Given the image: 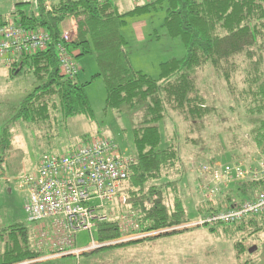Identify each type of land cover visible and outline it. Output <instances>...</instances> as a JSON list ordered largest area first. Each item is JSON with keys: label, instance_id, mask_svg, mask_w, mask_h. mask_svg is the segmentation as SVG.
I'll return each mask as SVG.
<instances>
[{"label": "trees", "instance_id": "obj_1", "mask_svg": "<svg viewBox=\"0 0 264 264\" xmlns=\"http://www.w3.org/2000/svg\"><path fill=\"white\" fill-rule=\"evenodd\" d=\"M121 1L58 0L52 5L46 0H36L35 5L23 1L10 15L12 23L26 30H43L51 42L45 51L19 58L6 71L12 80L32 77L33 86L21 100L0 104L1 169L14 150L22 125L32 129L37 138L51 141L58 138L69 120L85 117L94 123L87 87L97 79H102L105 86L106 110L144 113L142 121L133 128V148L123 149L117 144L121 150H128L127 155L134 160L123 187L129 206L121 210L122 214L132 216L135 233L127 236L134 238L119 242L124 232L121 217L113 215L114 219L99 224L94 231L97 234L94 241L100 247L81 257L116 247L143 246L162 238L173 240L177 235L199 230L193 227L187 232H173L174 228H183L219 212L236 198L252 199L264 190L263 182L241 183L215 204L201 200L198 205V201H193L195 220L187 213L186 198L181 191L187 168L191 167L192 173L195 160L213 166L222 163V155L229 154L228 163H232L247 160L264 149V0H153L141 6L131 5L127 10ZM163 7L166 9L163 28L171 39L182 41L186 54L182 59L160 64L159 78L154 79L133 67L122 28L128 19L149 15ZM67 19L76 22V37L67 44L76 60L95 58L98 72L90 83H81L79 76L69 80L61 74L56 47L63 43L61 27ZM5 24L6 19L0 17V27ZM208 68L216 83L226 87L227 93L238 101L242 119L248 125L243 128L239 123L236 129L224 126L233 138L228 141L227 137V143L220 140L218 145L214 139L218 140L219 134H208L207 121L221 114L208 105L195 77ZM202 83L205 85L204 79ZM230 110L235 112L234 108ZM163 123L166 138L160 128ZM93 139L82 137L78 147L69 145L61 152L44 154L43 158H59L89 145ZM249 145L253 152L249 151ZM200 180L197 176L193 178L197 187ZM117 212L116 216L121 214ZM34 225L27 221L0 228V264H61L66 258L76 259L70 250L67 255L48 259L57 249L52 251L46 240L35 238ZM205 228L211 233L221 229L223 234L219 237L223 240L240 235L234 250L241 258L247 254L245 235L264 232V215L236 225Z\"/></svg>", "mask_w": 264, "mask_h": 264}, {"label": "rangeland", "instance_id": "obj_2", "mask_svg": "<svg viewBox=\"0 0 264 264\" xmlns=\"http://www.w3.org/2000/svg\"><path fill=\"white\" fill-rule=\"evenodd\" d=\"M20 2L22 3V0H0V16L6 19L13 5L20 4ZM128 2L129 0H123L121 4L123 5ZM46 3H49V5L53 4L50 0H46ZM27 8L26 6L25 9ZM165 16L166 9L163 7V9L160 8L149 15L128 19L127 24L122 28V34L129 44L128 51L133 67L154 79L159 78L160 64L171 59H182L186 54L182 41L180 39H171L163 28ZM75 26V20L67 19L62 24L61 31L63 34L74 33ZM75 37L76 35L74 34L73 39ZM75 61L81 69L79 81L81 83L92 82L93 76L98 72L95 58L89 57ZM195 77L199 86L204 91L203 93L207 98L208 105L216 108L221 114L220 117L207 121V124H209L208 134H219L218 140L214 139L217 145L220 140L227 143V137L229 141L230 138H233V135L232 132L229 135L226 129H236L239 123H241V127L243 128L248 127L247 120L244 122L242 119L238 101L227 93L226 87L223 88L222 85L216 83L209 68L204 74L199 73ZM201 77L204 79L205 85L202 83ZM32 86L33 78L30 76H23L22 78L12 80L8 77L6 71L0 72V104L5 106L7 103L21 100L32 89ZM87 95L94 111V123H90L85 117L69 120L66 124L64 123L65 126L61 128L58 138L51 141L37 138L32 129H28L25 125L21 126L19 135L15 138L14 150L5 159L3 168H0V228L27 222V215L24 211L26 192L20 188L19 181L38 170L44 154L49 155L50 152L56 150L61 152L67 149L69 145L78 147L80 145L79 142L82 141V137L107 138L114 141L123 149L133 148V128L142 121L144 113L141 110H138L137 113L126 111L119 113L106 110V90L102 79L93 81L87 87ZM230 108H234L235 112L231 111ZM224 126L226 127L225 130L223 129ZM160 128L164 138H166L165 123L160 124ZM169 130L171 131V129ZM246 139H248L247 136ZM165 145L167 146L166 141H164ZM248 149L253 152L254 148L250 146ZM220 159L223 164H226L230 162L231 156L224 154ZM194 163H196V160ZM187 170L188 176L186 175L181 182V191L186 198L187 213L191 220H195L197 211L193 205V201H198V205L202 201L196 195L197 184L193 181L196 175L191 173V167H188ZM232 187L230 186V189ZM8 189L9 193L6 192ZM124 197V199L122 198L123 200L120 199L122 201L118 200L114 204L108 205V209H110L109 213H112L110 221L114 219L113 215L115 218L121 217L119 218L120 224L125 226L132 221V216L121 213L122 209L129 206L126 193H124ZM243 200L246 199L243 198L241 201ZM117 211H120L121 214L116 216ZM117 219L115 220L117 221ZM47 224L48 229L45 228L44 231L49 233L48 238L52 240V242L48 243L50 246H47L51 247L52 251L57 249L54 252L57 254L61 249L57 245L58 240L56 237L59 235L54 236L51 234L50 231H52L53 226L49 223ZM131 224L133 223L131 222ZM135 226L134 224L129 232H123V237L127 236L130 232L135 233L132 230ZM184 228H174L173 232H187V229H190ZM198 229L183 236L177 235L173 240L162 238L143 246L116 247L91 256L81 257L82 254H79L76 255V259L66 258L61 264H78V261L79 264H98L96 263L97 261H101L100 264H130L131 262V264H141L142 261H147V264H264V232H259L257 235L246 234L243 243L247 248V254L238 258L239 256L234 250V243L241 240L240 235L231 240H223L219 237V234L220 236L223 234L221 229L215 233L209 232L205 227H198ZM33 231L36 233V239L41 238L39 225H34ZM96 235V232H93L91 238L89 233L78 234L75 237V242H72L67 247V250L71 252L74 250H84L90 245L92 239L97 241ZM124 239L127 240V237ZM125 240L122 242H125ZM253 248H256V251L250 254L249 252ZM135 249L140 250L135 251ZM134 255L136 258L133 259ZM51 258L56 259L57 257Z\"/></svg>", "mask_w": 264, "mask_h": 264}, {"label": "built area", "instance_id": "obj_3", "mask_svg": "<svg viewBox=\"0 0 264 264\" xmlns=\"http://www.w3.org/2000/svg\"><path fill=\"white\" fill-rule=\"evenodd\" d=\"M23 1L31 5L36 3V0ZM152 1L130 0V3L135 7ZM74 34L76 30L74 33H65L63 43L56 47L61 74L69 80L76 79L81 72L74 54L67 47L73 41ZM50 42V36L43 30L29 31L7 21L0 27V70L9 71L19 58L45 51ZM127 153L128 150H121L109 139L95 138L89 145L59 158L44 157L36 173L19 181L20 188L26 192L24 211L27 221L39 225L41 238L46 241L51 239L48 238L49 233L44 232L47 222L53 225L51 234L59 235L56 238L61 249L52 257L67 255V247L75 242L78 234L89 233L92 238L97 226L111 219L108 205L125 198L123 187L130 176V166L134 163ZM192 173L201 179L197 195L203 202L215 204L230 186L261 182L264 186V149L256 151L247 160L228 164L209 166L196 162ZM263 215L264 190L249 200L236 198L219 212L201 217L199 221L184 227L236 225ZM132 226L131 222L125 226L121 224L124 232ZM125 237L134 238L129 235ZM125 237L119 242L125 240ZM49 242L52 240L46 243ZM99 247L92 239L84 250L69 253L76 256Z\"/></svg>", "mask_w": 264, "mask_h": 264}, {"label": "crops", "instance_id": "obj_4", "mask_svg": "<svg viewBox=\"0 0 264 264\" xmlns=\"http://www.w3.org/2000/svg\"><path fill=\"white\" fill-rule=\"evenodd\" d=\"M52 3H55V2H57L58 0H50ZM75 1H77V0H75ZM22 2H23V0H22ZM21 3V2H20ZM130 4V5H129ZM16 5L17 4H14L13 5V7H12V9H11V11H10V14L7 16V18H6V22L7 21H10V15L13 13V10L15 9V7H16ZM123 6L124 7H126V8H129V6H131V3L130 2H128V3H125V4H123ZM0 17H3V16H0ZM72 33V32H71ZM0 72H5V71H3V70H0ZM196 204V203H195ZM195 206V205H194ZM50 225H51V223H49ZM47 226H48V224H47ZM52 226V225H51ZM48 229V228H47Z\"/></svg>", "mask_w": 264, "mask_h": 264}, {"label": "water", "instance_id": "obj_5", "mask_svg": "<svg viewBox=\"0 0 264 264\" xmlns=\"http://www.w3.org/2000/svg\"><path fill=\"white\" fill-rule=\"evenodd\" d=\"M256 251V248H253L249 253L253 254Z\"/></svg>", "mask_w": 264, "mask_h": 264}]
</instances>
